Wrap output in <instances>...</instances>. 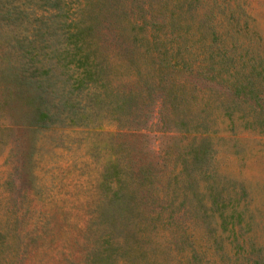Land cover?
<instances>
[{"label":"rangeland","instance_id":"obj_1","mask_svg":"<svg viewBox=\"0 0 264 264\" xmlns=\"http://www.w3.org/2000/svg\"><path fill=\"white\" fill-rule=\"evenodd\" d=\"M10 1L21 13L0 15V264H102L107 243L118 264H264V0H89L87 59L68 19ZM162 50L192 71L157 78ZM198 62L235 76L253 66L260 104ZM37 93L52 119L30 118ZM193 126L208 151L184 190ZM117 188L132 195L127 212L108 205ZM166 188L173 208L155 205ZM219 210L235 212L218 224Z\"/></svg>","mask_w":264,"mask_h":264},{"label":"trees","instance_id":"obj_2","mask_svg":"<svg viewBox=\"0 0 264 264\" xmlns=\"http://www.w3.org/2000/svg\"><path fill=\"white\" fill-rule=\"evenodd\" d=\"M37 2H40L42 5V10L43 14L47 15V17H53L57 19L59 22L64 23V21H67L68 19V24L71 23L72 25V35H76L77 38H75L74 42V47L76 48H81L85 55V58L87 59L88 53L90 50H93L95 47L93 43H91L88 39V34H91V29L93 27L92 24V18L95 17L93 20L96 21V16L92 15L88 8L87 5L91 3L89 0H81L78 2V12L74 14L72 17H69L67 14V8L69 6L68 0H35ZM18 6L10 0H0V15L9 17L11 16L10 14L16 13L19 14L21 13L20 10H18ZM121 13H124V10H121ZM86 18H91V20H86ZM142 26L143 23H140ZM139 26V25H138ZM178 26V24H177ZM140 27V26H139ZM174 27V24L172 25ZM134 34L132 35V37ZM132 40H135V38H131ZM79 41V42H78ZM154 45H157L156 42H154ZM179 50V49H178ZM181 52V50H180ZM167 52L165 50H162L161 54L156 56L157 59V74L158 77H161L162 72L164 71V68L171 71V76H174L175 72L181 70L180 67H184L187 70H191L192 66L189 62L188 59H184L183 56H174L171 53L169 55L166 54ZM182 54V52H181ZM183 55V54H182ZM154 57V56H153ZM79 59V58H78ZM85 59V61H86ZM79 63L82 65V60H79ZM85 62H83L84 64ZM200 64L195 65V69H199V66L201 65V68L199 74L202 73V76L208 79H214L216 82L223 83L225 87L235 96H242L245 99H253L256 104H260L259 100H261L260 96L257 94L255 90H253L252 85L254 84L253 76H252V71H253V66H251L250 72L246 73L245 75L242 76H235L232 75V71L228 69V66L226 65L224 68L220 67V70L225 72V75L219 74L217 69L213 67V65H210L209 67L205 66L204 62H198ZM206 69H208V74H206ZM192 71V70H191ZM97 69L92 72L91 69H86L85 74L83 77H78V83L79 85H82L83 79L86 76L89 80L95 81L98 76L96 74ZM174 72V73H173ZM257 73V72H256ZM227 75V77H226ZM76 79V80H77ZM160 86H163L160 83ZM171 81V80H168ZM181 81H185L184 79ZM189 81V80H187ZM173 82V80L171 81ZM153 85V84H152ZM154 86V85H153ZM233 95V96H234ZM46 99V98H45ZM40 93L37 94H32L30 95L26 101L31 102L33 104V107L35 108V113L31 119L35 120H44V119H52V113L49 111V104L45 100ZM65 102V101H61ZM181 124L184 125L185 122L183 120H180ZM177 125V122H175ZM199 126H193L192 128H188L186 130L188 131H193L191 136V142L187 146V156L182 155L181 159V170H185V178L181 179L180 182V188L182 189H188L192 186V181L190 180L191 176V169L193 167H199L200 163L203 162V159H205V155L207 154V149L208 146L205 141V136L203 134L201 135L200 133H203V130H200L198 128ZM200 134L199 136H196L197 134ZM190 164V165H188ZM202 171L201 169H199ZM166 186V185H165ZM209 190V195L208 197L210 198L211 205L214 206L215 209H218L222 204L219 202L223 200L220 199V193H219V188L215 184V182H207L205 185V188ZM119 189L115 191V193L108 198V205L109 207L111 206L112 209H118L119 212H127L130 209V206L132 207L131 200L133 202L132 195L129 193H122L118 191ZM163 194L160 197L154 198L155 205H158V207H172L175 202V198L172 194L167 191V188L163 190ZM186 197V193L181 196L180 202L185 201L184 198ZM158 198V199H157ZM202 204L203 202V197L201 198ZM224 205V204H223ZM205 206H207L205 204ZM235 211L231 210L228 214L223 213L222 210L218 211V217L219 221L216 220L218 224L226 223L227 219L230 218V215L233 216V213ZM126 217V216H125ZM214 222V223H215ZM107 245V246H106ZM102 249H98V251H95V256L97 257L98 261H101L102 264H118L117 257L123 256V252H118L116 248L118 247L115 244L112 243H107ZM250 249H252L251 246H249ZM95 259V258H94ZM264 262V260L262 261ZM255 264H258V259L254 261Z\"/></svg>","mask_w":264,"mask_h":264}]
</instances>
